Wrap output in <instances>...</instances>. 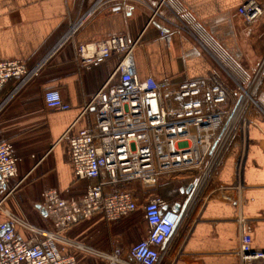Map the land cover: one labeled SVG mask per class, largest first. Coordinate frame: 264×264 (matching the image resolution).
<instances>
[{
	"label": "crops",
	"instance_id": "0c3cea01",
	"mask_svg": "<svg viewBox=\"0 0 264 264\" xmlns=\"http://www.w3.org/2000/svg\"><path fill=\"white\" fill-rule=\"evenodd\" d=\"M101 1L104 4L88 15ZM246 1L0 0V61L42 66L0 112V143H11L19 159L18 175L7 186L13 193L6 207L36 227L59 231L49 210L53 200L76 205L88 186L97 183L74 177L66 137L95 125V110L84 114V105L112 78L121 57L113 55L87 68L77 58L79 45L127 36L138 42L134 60L140 77L181 83L213 74L238 100L236 87L247 86L264 55V15L247 24L237 13ZM257 1L264 7V0ZM117 81L114 77L111 83ZM16 87L15 80L9 82L0 101ZM51 89L61 93L70 110L47 108L44 94ZM247 107L197 195L196 177L185 174L163 177L148 188L131 183L138 204L133 215L109 223L95 214L69 223L63 235L130 260L132 247L148 233L143 207L160 198L165 208L183 213L179 228L162 247L161 264H240L242 220L252 226L254 250L264 252V78ZM184 182L190 184L188 189L182 188ZM67 253L78 264H109L81 251Z\"/></svg>",
	"mask_w": 264,
	"mask_h": 264
},
{
	"label": "built area",
	"instance_id": "2783aa9c",
	"mask_svg": "<svg viewBox=\"0 0 264 264\" xmlns=\"http://www.w3.org/2000/svg\"><path fill=\"white\" fill-rule=\"evenodd\" d=\"M103 4V1L96 4L88 15ZM237 13L252 25L264 15V7L257 0H247ZM81 25H75L68 36L76 33ZM167 33L161 31L162 36ZM137 44L127 36H116L77 48V58L87 68L113 55L121 59L112 78L88 97L84 105V114L95 110V125L81 130L77 136L66 137L74 177L97 183L88 186L76 205L53 200L49 210L60 224L59 231L36 227L6 207L13 193L7 186L18 175L19 159L11 143H0V215H3L0 264H78L67 249L109 264H161L165 256L162 247L179 228L183 213L165 208L160 198L149 200L143 207L148 233L132 247L130 260L119 258L118 252L109 254L72 241L63 232L69 223L95 214L103 215L109 223L133 215L138 204L132 191L122 188L131 183L139 182L148 188L156 186L163 177L185 174L196 177L193 188L197 195L221 159L264 78V56L247 86L241 87L240 99L236 100L213 74L181 83L159 81L153 76L140 77L134 60ZM41 68H31L24 61H0V93L12 80L17 84L14 92L0 101V112ZM114 77L118 81L112 84ZM44 100L50 110L71 109L58 90H47ZM189 186L184 182L182 188ZM240 231L237 251L240 264H264V252L253 248L252 226L242 220Z\"/></svg>",
	"mask_w": 264,
	"mask_h": 264
},
{
	"label": "rangeland",
	"instance_id": "374dc122",
	"mask_svg": "<svg viewBox=\"0 0 264 264\" xmlns=\"http://www.w3.org/2000/svg\"><path fill=\"white\" fill-rule=\"evenodd\" d=\"M263 56H264V55H263ZM263 56H262V57H263ZM261 60H262V58H261ZM261 60H260V61H261ZM252 76H253V75H252ZM251 78H252V77H251ZM251 78H250V79H251ZM242 88H243V87H242ZM236 90H237V92H238L239 94H241V95L243 94V92H242V90H241V86H240V87H236ZM249 105H250V104H249ZM249 105H248V107H249ZM248 107H247V108H248ZM236 127H237V126H236ZM123 188H125L126 190H131L132 187L129 185V186H125V187H123Z\"/></svg>",
	"mask_w": 264,
	"mask_h": 264
},
{
	"label": "water",
	"instance_id": "95a60500",
	"mask_svg": "<svg viewBox=\"0 0 264 264\" xmlns=\"http://www.w3.org/2000/svg\"><path fill=\"white\" fill-rule=\"evenodd\" d=\"M38 210H40L44 215H47V212L44 208H42L41 206L36 207Z\"/></svg>",
	"mask_w": 264,
	"mask_h": 264
}]
</instances>
